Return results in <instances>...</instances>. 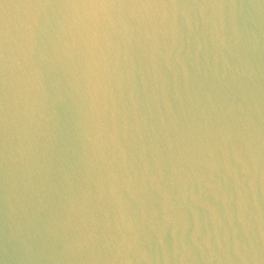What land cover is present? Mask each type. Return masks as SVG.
<instances>
[{
  "label": "water",
  "instance_id": "95a60500",
  "mask_svg": "<svg viewBox=\"0 0 264 264\" xmlns=\"http://www.w3.org/2000/svg\"><path fill=\"white\" fill-rule=\"evenodd\" d=\"M0 264H264V0H0Z\"/></svg>",
  "mask_w": 264,
  "mask_h": 264
},
{
  "label": "snow or ice",
  "instance_id": "6c2138e0",
  "mask_svg": "<svg viewBox=\"0 0 264 264\" xmlns=\"http://www.w3.org/2000/svg\"><path fill=\"white\" fill-rule=\"evenodd\" d=\"M75 2H71V3H65L66 5H71V4H74ZM97 6H100V5H105L107 3H104V2H94ZM75 4H79V3H75Z\"/></svg>",
  "mask_w": 264,
  "mask_h": 264
}]
</instances>
